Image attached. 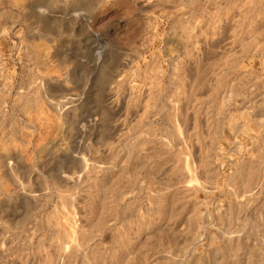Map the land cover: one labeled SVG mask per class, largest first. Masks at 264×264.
<instances>
[{
	"label": "rangeland",
	"instance_id": "374dc122",
	"mask_svg": "<svg viewBox=\"0 0 264 264\" xmlns=\"http://www.w3.org/2000/svg\"><path fill=\"white\" fill-rule=\"evenodd\" d=\"M110 1L74 13L66 48L50 37L28 118L37 68L5 7L0 264H264V0Z\"/></svg>",
	"mask_w": 264,
	"mask_h": 264
},
{
	"label": "bare ground",
	"instance_id": "6f19581e",
	"mask_svg": "<svg viewBox=\"0 0 264 264\" xmlns=\"http://www.w3.org/2000/svg\"><path fill=\"white\" fill-rule=\"evenodd\" d=\"M101 1H104V0H86V1H83L81 2V0H0V24H1V19L3 17H5L4 15L7 14V10L5 7H8V9H16L19 11L18 14H16V16L14 15V18L17 19V21H21L22 25H24L26 27V30H27V34H25V36H28L27 38L29 40H31V43L28 45V46H22L23 48L25 47H29L30 49V54H29V58L27 57H23L24 58H27L26 60H29L31 61V63L28 65V67H30L31 69V65H34L36 66V73H35V69H34V72L33 74H31V78H26L28 79L27 80V83L29 82V79H31L29 82V88L27 89H23V87L19 88V86H17L19 88V91H17V95L19 96V99H20V102L22 103L23 106H21L22 108L25 106V108H29V105L28 104H33L32 105V109H33V106L34 108H41L42 105H43V101L44 100H47L48 102H50V83L52 82V76L50 77V37H58V38H61L62 39V44H61V48H66L67 46H69L71 43L74 42V39H75V36H76V33H75V26L76 25H79V27H81L82 25V21L79 23L78 20L75 18L74 16V13L76 12H80V11H83L85 12L87 15H90V13L95 9V7L99 4V2ZM110 0H105V2H109ZM112 1V0H111ZM110 1V2H111ZM138 1V0H137ZM142 2H145V3H148L147 0H141ZM147 1V2H146ZM160 3V0L157 1L155 3ZM139 3H140V0H139ZM144 5H147L145 4ZM106 4V3H104ZM110 4V3H109ZM142 6H143V3H142ZM160 6V5H159ZM157 6V7H159ZM57 7H61L64 12V18H69V17H72V19L69 18V20H66L65 22L61 21H57V20H53L50 18V12H52L53 9L57 8ZM156 7V6H155ZM14 13V12H13ZM11 13V14H13ZM69 13H71L72 15H68ZM69 16V17H68ZM85 16V15H84ZM10 17V16H9ZM12 17V15H11ZM83 17V16H82ZM7 19V17L5 18V20ZM10 19V18H9ZM85 20V18H83ZM8 20V19H7ZM6 20V21H7ZM71 20V21H70ZM6 21L5 24H6ZM87 21L89 20H85V24L87 23ZM8 23V21H7ZM3 24V23H2ZM11 24V23H9ZM13 24V23H12ZM4 26V24H3ZM2 26V27H3ZM13 26V25H11ZM5 28L6 27H10L9 25L7 26H4ZM3 27V28H4ZM85 27V26H84ZM6 29H3L1 32H0V35L3 34L5 32ZM11 30V29H9ZM82 30V29H80ZM144 30V29H143ZM7 31V30H6ZM145 31V30H144ZM143 31V32H144ZM3 32V33H2ZM82 32V31H81ZM79 32V33H81ZM140 35H141V32H139ZM9 34V33H8ZM5 35V34H4ZM7 37V36H6ZM40 38H45L46 39V42L44 41H39V42H42V44H35L34 41H36V39H40ZM44 42V43H43ZM22 43V42H21ZM38 43V40L37 42ZM25 44V42H24ZM23 44V45H24ZM21 48V47H20ZM21 48L22 50H25ZM21 50L19 49V52ZM29 51V50H28ZM26 52V51H24ZM23 52V53H24ZM22 54V53H21ZM101 54V53H99ZM98 54V55H99ZM101 57V55H99ZM98 57V56H97ZM21 60V59H20ZM24 62V60H23ZM22 64V62H21ZM23 66V65H22ZM26 66H24V69H25ZM27 71H30L28 68H27ZM28 73V72H26ZM2 74V73H1ZM30 75V74H29ZM75 76V75H73ZM22 77V76H21ZM25 78V77H24ZM73 78V77H72ZM20 81V80H19ZM55 81V80H54ZM81 81L83 82V80L81 79ZM5 82V81H4ZM116 82V81H115ZM20 83V82H19ZM26 83V82H25ZM54 83V82H53ZM56 83V82H55ZM3 84V83H2ZM10 84V82H9ZM8 84V85H9ZM58 84V82H57ZM115 83L113 82V85ZM117 84V83H116ZM1 85V84H0ZM27 85V84H26ZM52 85V84H51ZM112 85V84H111ZM1 87V86H0ZM114 87V86H113ZM113 87H111L109 89V91L107 92V98H111L112 97V94L114 92V89ZM3 88V87H2ZM5 89V88H4ZM3 89V90H4ZM53 90V89H52ZM6 91V90H5ZM3 91V93L5 92ZM8 91V90H7ZM6 93V92H5ZM15 93V92H14ZM52 93V91H51ZM7 94V93H6ZM54 94V92H53ZM52 95V94H51ZM16 96V95H15ZM53 96V95H52ZM114 97V96H113ZM2 98V97H1ZM53 98V97H52ZM51 98V99H52ZM54 99V98H53ZM6 100V99H5ZM2 101V100H1ZM5 102V101H3ZM111 102V101H110ZM46 103V102H45ZM44 103V104H45ZM47 104V103H46ZM2 105V104H1ZM5 105V104H4ZM13 105V102L12 104ZM49 105V103H48ZM31 106V105H30ZM1 107V106H0ZM21 107L19 106V108L21 109ZM45 107V106H44ZM43 107V108H44ZM49 107V106H48ZM7 109V108H6ZM17 109V108H16ZM15 109V110H16ZM20 109H18V112L21 113V111H19ZM31 109V107H30ZM29 109V110H30ZM14 110V111H15ZM28 109H24L23 108V111L24 113L27 115L26 118L30 117V113H32L34 110H32V112L29 113V111H27ZM38 110V109H37ZM42 110V109H41ZM7 111V110H6ZM22 111V112H23ZM17 112V111H16ZM34 113V112H33ZM38 114L40 112H37ZM36 113V114H37ZM2 114V112H1ZM4 114V113H3ZM25 114H23L25 116ZM34 114V115H36ZM42 114V113H41ZM33 115V118L35 117ZM1 116V115H0ZM39 116V115H38ZM32 117V116H31ZM37 117V116H36ZM9 118V117H8ZM10 119V118H9ZM11 120V119H10ZM29 120V119H28ZM45 122V121H44ZM48 122V121H47ZM26 123V122H24ZM34 123V122H33ZM32 123V125H33ZM27 124V123H26ZM25 124V125H26ZM43 124V123H42ZM46 124V123H45ZM44 124V125H45ZM24 125V124H22ZM29 125V124H28ZM48 124H46L47 126ZM31 127V126H30ZM42 127V126H41ZM50 127V126H48ZM3 128V127H2ZM22 127H20L21 129ZM27 128V126H26ZM25 128V129H26ZM35 128V127H34ZM38 128H40L38 126ZM18 129V128H17ZM23 129V128H22ZM36 129V128H35ZM49 128H45V126H43L42 130L40 129V131H38V135H37V139H47V138H50V132L48 131ZM24 130V129H23ZM22 130V131H23ZM32 130V129H31ZM39 130V129H38ZM29 131V130H26V132ZM34 131V130H33ZM32 131V132H33ZM12 132V131H11ZM26 134V133H25ZM30 136V133L27 134ZM28 138V137H27ZM30 139V138H29ZM29 139L27 142H29ZM34 140V139H33ZM50 140V139H49ZM41 141V140H40ZM39 143V142H38ZM29 144V143H28ZM37 144V143H36ZM35 144V145H36ZM27 145V144H26ZM34 145V144H33ZM45 145V144H44ZM44 145H41V146H44ZM38 146V144H37ZM43 149V151H48L50 149V142L46 143L45 147H41ZM40 149V150H42ZM35 151V150H34ZM252 176V175H251ZM250 176L248 177L247 180H249ZM252 179V178H250ZM32 197V196H31ZM8 198V197H7ZM65 226V225H64ZM63 227V225H62ZM67 227V226H66ZM65 227V228H66ZM69 229H67V232H70L68 231ZM63 231V230H62ZM65 233L66 230L64 231ZM231 237V236H230ZM235 237V236H234ZM228 238V237H227ZM226 238V239H227ZM224 239V240H226ZM231 239V238H230ZM238 239V236L235 238V240ZM228 240V239H227ZM234 240V241H235ZM241 240L242 237H241ZM233 241V242H234ZM224 242H227V241H224ZM223 242V243H224ZM229 244V241L227 242ZM226 243V245H227ZM236 243H239V241L237 240V242L235 241L234 244ZM225 244V243H224ZM232 245L230 246L233 247L234 246V249H235V245ZM224 246V245H223ZM239 245L236 247L238 248ZM225 248V247H224ZM228 248L227 246V249H230ZM233 249V248H231ZM239 250V249H237ZM236 250V251H237ZM248 250V248H247ZM174 251V250H173ZM179 251V250H178ZM229 251V250H228ZM228 251L225 249V252L228 253ZM235 251V252H236ZM172 252V251H171ZM177 252V251H176ZM223 252V253H225ZM231 253V251H229ZM234 252V251H233ZM229 253V254H230ZM247 253V251H246ZM175 255V253H172ZM245 254V253H244ZM249 253H247L248 255ZM219 255H221L219 253ZM218 255V256H219ZM246 255V254H245ZM246 255V256H247ZM228 256V255H227ZM233 256V255H232ZM245 256V257H246ZM220 257V256H219ZM236 257V256H235ZM155 258H158V257H155ZM223 258V257H221ZM159 259V258H158ZM173 259V258H172ZM179 259V258H178ZM226 259V258H225ZM157 260V259H156ZM218 260V259H217ZM221 259H219L220 261ZM159 261V260H158ZM168 261V260H167ZM225 261V260H224ZM84 262V261H83ZM82 262V263H83ZM154 262H156V264H158L157 261L154 260ZM152 262V264L154 263ZM173 262V261H172ZM165 263V262H164ZM225 263V262H224Z\"/></svg>",
	"mask_w": 264,
	"mask_h": 264
}]
</instances>
